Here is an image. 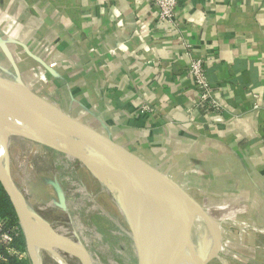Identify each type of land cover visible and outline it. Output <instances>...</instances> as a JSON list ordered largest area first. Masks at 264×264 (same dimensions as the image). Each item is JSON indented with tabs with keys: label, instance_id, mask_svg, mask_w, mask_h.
Instances as JSON below:
<instances>
[{
	"label": "crops",
	"instance_id": "crops-1",
	"mask_svg": "<svg viewBox=\"0 0 264 264\" xmlns=\"http://www.w3.org/2000/svg\"><path fill=\"white\" fill-rule=\"evenodd\" d=\"M178 14L171 27L150 0H0V74L164 174L174 159L195 162L199 186L226 204L181 189L218 230L220 252L232 254L238 228L264 256V0H180ZM194 59L224 105L221 121L195 107Z\"/></svg>",
	"mask_w": 264,
	"mask_h": 264
},
{
	"label": "rangeland",
	"instance_id": "rangeland-1",
	"mask_svg": "<svg viewBox=\"0 0 264 264\" xmlns=\"http://www.w3.org/2000/svg\"><path fill=\"white\" fill-rule=\"evenodd\" d=\"M48 101L52 102L50 99ZM2 110L3 106L0 104V125L12 129L13 124H16ZM6 147L12 177L22 198L27 200L26 205L33 201L37 213L50 221L55 230L84 244L94 264H139L137 248L124 209L113 191L83 161L15 133L10 135ZM151 165L164 174L156 163ZM161 166L164 167V164ZM169 167V174H164L167 179L180 189L190 188L192 193L187 194L196 201L198 197L210 207H217L224 201L223 204H226V200H222L217 191L199 186L201 179L197 176L195 162L181 163L178 158ZM202 208L209 210L203 206ZM190 210L196 235L193 264H204L214 255L209 264H223L222 260L230 264L227 261L230 256L233 264L264 263V256L260 255L261 242L254 240L253 233L250 234L253 238L247 244L244 240L240 241L241 237L245 238V233L238 228H233L232 231L233 236L240 239L237 238L231 248L232 254L235 252L241 256L235 258L232 254H215V239L204 238L207 233L204 229L208 226L199 219L197 210L192 205ZM240 213L236 219L244 223L245 219ZM244 224L263 228L259 224ZM209 228L210 226L208 230ZM210 234L213 237L211 232ZM63 254L71 264H82L77 257ZM27 259L29 264H33L28 256ZM44 264L57 263L46 257Z\"/></svg>",
	"mask_w": 264,
	"mask_h": 264
},
{
	"label": "water",
	"instance_id": "water-1",
	"mask_svg": "<svg viewBox=\"0 0 264 264\" xmlns=\"http://www.w3.org/2000/svg\"><path fill=\"white\" fill-rule=\"evenodd\" d=\"M0 102L12 107L18 119L26 125V129H14L15 134L81 161H84V159H97L115 169L125 182H129L137 189L139 197L146 206L145 222L142 219L136 222L134 217L128 213L127 208H124V210L137 248L139 264H157L167 244L171 223L170 181L167 177L149 162L102 135L96 129L89 127L83 121L66 113L29 87L1 74ZM32 124L37 126L47 125L53 129L62 126L73 131L76 137L73 139L61 136L57 139L41 137L32 131ZM4 153L5 161L2 163L0 159V183L25 233L26 229L30 227L55 240L59 245L58 248L62 245L77 250L80 253L82 264H94L90 252L84 244L71 236L61 234L52 226L38 221V218L29 214L24 208L20 201V197L23 196L12 177L6 146ZM199 211L215 231L213 222L209 220L204 211L201 209ZM214 256L204 264H209Z\"/></svg>",
	"mask_w": 264,
	"mask_h": 264
},
{
	"label": "bare ground",
	"instance_id": "bare-ground-1",
	"mask_svg": "<svg viewBox=\"0 0 264 264\" xmlns=\"http://www.w3.org/2000/svg\"><path fill=\"white\" fill-rule=\"evenodd\" d=\"M0 104L3 106L2 111L6 114V117L13 119L14 123L16 124H13L12 129L0 125V159L3 163L5 161V146L10 135L15 133L14 129L16 128L26 129V125L20 119H18V116L12 107L1 102ZM31 129L36 135L45 138L57 139L65 137L73 139L76 137L73 131L62 126L58 127V129H53L47 125L37 126L32 124ZM83 162L94 174L102 179V181L109 187L111 191H113L121 207L123 209L127 208L128 213L134 217L136 222L140 221L141 219L143 222H145V203L141 200L137 189L132 184L125 182L122 176L115 169L103 164L97 159H84ZM169 184V195L172 210L170 218L171 223L169 226L167 244L157 264H193L192 255L194 248H196V235L194 233L195 230L193 228V219L190 210V204L192 201L176 184L171 182H169ZM20 201L29 214L38 218V221L51 226L50 221L46 220L37 213L35 204L29 203L26 205L27 200L21 197ZM209 226L212 229L211 225ZM212 232L216 237V249L214 253L219 254L220 251L218 252L217 249L221 250L222 241L220 240L216 227L215 231L212 229ZM25 235L28 244L27 254L32 260L33 264H44L46 257H49L57 264H71L63 253H67L72 257L75 256L80 260V253L77 250L62 245L60 248H58L59 245L55 240L42 235L30 227L26 229Z\"/></svg>",
	"mask_w": 264,
	"mask_h": 264
},
{
	"label": "built area",
	"instance_id": "built-area-1",
	"mask_svg": "<svg viewBox=\"0 0 264 264\" xmlns=\"http://www.w3.org/2000/svg\"><path fill=\"white\" fill-rule=\"evenodd\" d=\"M150 1L158 8L161 21L167 22L171 27L179 26L180 0ZM188 75L197 87L196 109L215 121H221L224 105L216 96L201 59H194L190 63ZM24 240L26 242L25 231L20 221L10 215L0 214V264H29L27 244L26 249L23 248Z\"/></svg>",
	"mask_w": 264,
	"mask_h": 264
},
{
	"label": "trees",
	"instance_id": "trees-1",
	"mask_svg": "<svg viewBox=\"0 0 264 264\" xmlns=\"http://www.w3.org/2000/svg\"><path fill=\"white\" fill-rule=\"evenodd\" d=\"M0 214L10 215L14 218H17L15 213H14L11 202H10L7 194L4 192L1 183H0ZM23 248L26 249L25 240L23 241Z\"/></svg>",
	"mask_w": 264,
	"mask_h": 264
}]
</instances>
